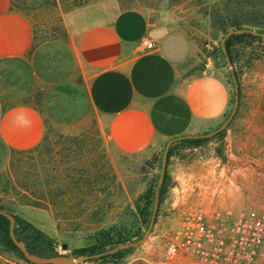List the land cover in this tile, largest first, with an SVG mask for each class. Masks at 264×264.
<instances>
[{"label":"rangeland","instance_id":"1","mask_svg":"<svg viewBox=\"0 0 264 264\" xmlns=\"http://www.w3.org/2000/svg\"><path fill=\"white\" fill-rule=\"evenodd\" d=\"M111 2L143 10L158 31H183L196 58L225 79L229 106L219 123L199 133L216 128L231 111L230 70L236 73L239 93L233 114L216 133L198 144L169 142L167 182L148 230L166 140L150 153L114 150L85 104L83 81L82 87H70L64 101L54 100L65 107L73 101L87 127L69 133L47 122L35 146L10 151L0 173V208L16 216L34 253L52 246L54 254L76 256L72 264H149L160 253L161 233L183 208L200 198L213 199L222 190L235 206L264 204V43L235 39L228 65L220 42L224 32L234 28L228 25L232 21L262 22L251 28L262 30L264 37V0H9L31 24L33 43L62 37L70 16ZM32 101L43 109L40 92ZM74 115L63 122H72ZM0 264L29 263L0 249Z\"/></svg>","mask_w":264,"mask_h":264},{"label":"crops","instance_id":"2","mask_svg":"<svg viewBox=\"0 0 264 264\" xmlns=\"http://www.w3.org/2000/svg\"><path fill=\"white\" fill-rule=\"evenodd\" d=\"M70 17L62 37L33 43L27 18L0 0V173L10 151L41 140L47 122L69 133L87 127L73 101L53 103L82 81L92 119L122 153H150L169 138L219 123L229 106L227 82L198 67L183 31H158L143 10L115 2ZM143 37L154 46L143 48ZM36 92L43 109L32 101Z\"/></svg>","mask_w":264,"mask_h":264},{"label":"built area","instance_id":"3","mask_svg":"<svg viewBox=\"0 0 264 264\" xmlns=\"http://www.w3.org/2000/svg\"><path fill=\"white\" fill-rule=\"evenodd\" d=\"M140 43L154 46L146 37ZM161 238L160 253L149 264H264V204L235 206L222 190L183 208Z\"/></svg>","mask_w":264,"mask_h":264},{"label":"water","instance_id":"4","mask_svg":"<svg viewBox=\"0 0 264 264\" xmlns=\"http://www.w3.org/2000/svg\"><path fill=\"white\" fill-rule=\"evenodd\" d=\"M240 32H249V33H260L252 28L246 27V26H240L238 28H229L228 30H226L223 34V36L221 37V48L223 50V41L225 39V37L230 34V33H240ZM261 35H263L262 33H260ZM226 59V64L229 65V61L228 58L225 57ZM198 67L202 70H204L206 73H209L211 71V69L209 67H207L205 65V63L203 61H199L198 62ZM232 79V83H233V106L231 108V111L229 112V114L227 115V117L214 129L210 130V131H206L203 133H193V134H182V135H178L172 138H169L166 140L165 142V146L162 152V158H161V166H160V171H159V176L154 188V200H153V205H152V209H151V214H150V218H149V222L147 225V230L150 228L152 222H153V216L155 213V207H156V199H157V194H158V187L160 185L161 179H162V175H163V171H164V162H165V156H166V149L167 146L169 144L170 141L174 140V139H179V138H183V137H197V136H210L214 133H216L218 130H220L221 128L224 127V125L226 124V122L229 120V118L231 117V115L233 114L235 105H236V101H237V86L235 83V80L233 77H231ZM0 212L5 215L8 220V234L12 240V242L14 243V245L20 250V252L22 253V256L33 263L36 264H42V263H52V264H72L75 260H76V256L72 255V254H38V253H34L31 252L30 250L27 249V247L25 246L24 242L20 239H17L13 233L12 230V225H13V216L10 212L3 210L0 208ZM61 247L65 248L66 247V243L62 242L61 243ZM118 246H114V249L117 248ZM109 250H105V251H101L99 253H95V254H89V255H84L83 257H87V256H94V255H98V254H102L104 252H108Z\"/></svg>","mask_w":264,"mask_h":264},{"label":"trees","instance_id":"5","mask_svg":"<svg viewBox=\"0 0 264 264\" xmlns=\"http://www.w3.org/2000/svg\"><path fill=\"white\" fill-rule=\"evenodd\" d=\"M242 23H245L246 27H253V26H257L260 25L262 22H258L256 20H241V22L238 21H232L230 24H228L229 26H232L234 28H238L240 26H243ZM254 30L261 32L262 30H257V28H253ZM243 37H249V38H254L259 40L260 42L264 43V37L260 34V33H249V32H240V33H230L228 34L224 41H223V50H222V54L228 58V60L231 62V47L233 44V41L235 39H241ZM264 54V52H262ZM229 74L231 77L234 78L236 86H237V95L239 93V88H238V80H237V76L236 73L234 72V70H230ZM220 133V132H219ZM222 133V131H221ZM206 137H201V136H197V137H183V138H179L176 140H187L189 141L191 144H198L201 140L205 139ZM171 153L170 147L167 150V154L166 157ZM166 182H167V174L166 171H163V175H162V179L160 182V185L158 187V194H157V199L159 200L161 198V195L165 189L166 186ZM13 216V225H12V230L13 233L15 235V237L17 239H20L24 242L25 246L27 247L28 250H30L31 252H33L32 249L29 248L28 244L26 243V240L24 238V236H22V232L20 227L18 226L17 223V219L16 216ZM8 223L9 220L8 218L3 215L0 212V249L5 250L7 252L12 253L13 255L19 257L20 259H22L23 261L29 263V264H36L33 262H30L28 260H26L23 256L22 253L20 252V250L14 245V243L12 242L9 234H8ZM56 251H54L52 249V246H50V248H47V250H43V251H38V254H54Z\"/></svg>","mask_w":264,"mask_h":264}]
</instances>
